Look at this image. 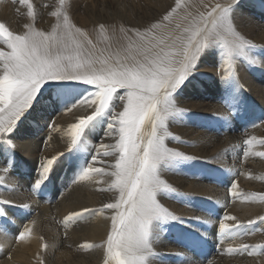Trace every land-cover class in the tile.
Segmentation results:
<instances>
[{
    "label": "rangeland",
    "instance_id": "obj_1",
    "mask_svg": "<svg viewBox=\"0 0 264 264\" xmlns=\"http://www.w3.org/2000/svg\"><path fill=\"white\" fill-rule=\"evenodd\" d=\"M123 1H126L124 5H123ZM123 1L121 2L120 0H92V1L90 0H29V2L32 3L34 6V16L28 17L25 6L19 5L18 0H16V2H14V0H9V2H11L12 4H16L17 9L18 8L20 9L19 11L20 13L19 12L17 13L18 15L17 20H18L19 25L21 26L20 30H28L27 26H31L34 31H42L44 30L43 25L47 24L48 26H50L48 30H51V31L57 30L56 36L59 37L61 36V33H64L60 30H67V32L69 30L72 32V34H76L77 33L76 29H79L80 30L79 34L83 36H87V40L92 41L91 44L94 46H98L97 47L98 50L101 48L100 51L102 50L104 53H106V50L100 44L101 42H99L100 41L99 38L96 37V35L98 36V31L114 30L112 29L114 25L117 28H120V30H124V33L125 34L127 33L126 34L127 37L131 38L129 34H131L132 32L130 31L134 30V28L128 25V23L131 21H134V22L136 21L139 24L144 23V22H150L152 23V25L159 24V23L164 24L160 20L161 17L158 16L157 9L159 10V8H156L158 6L155 7L153 5L152 7L151 5H149V7H151L150 9H147V12L149 14L143 17L142 18L143 20H142V19L135 18V15L137 13L136 8H138L139 6H143L144 8L145 7L144 5H147L144 2L145 0H139L138 2L137 0H123ZM166 2L167 0H164L163 3H160V5L162 4L164 5ZM245 2L246 3L243 4V6L245 7V16H246L245 23L240 25V19L238 22L239 26H244L241 29L246 31L248 29L253 28L254 24L257 26L260 25L259 28L264 29V26H263L264 23H261L259 21H256L254 23L250 22L252 18L254 17L253 14L250 12V9L253 10L255 7L258 10V12L263 14V16L261 15L259 17L264 18V13H263L264 12V9H263L264 0H245ZM119 3L122 4L124 8L122 9L121 7L118 8L117 6ZM137 3L138 4L140 3V4L138 5ZM193 12L198 13V10H194ZM53 13H59V15L54 16ZM127 13H129V15ZM131 15L133 18L131 17ZM140 15L142 16V14ZM65 16L68 17L67 23H68V26L70 27L65 26V21H64ZM231 16L233 17L237 15H231ZM97 18L100 20H98ZM149 18L152 20H150ZM185 18L187 19V17L183 18V16H181L180 29L182 30H186V28H184L183 26V23H185ZM101 20L103 22H101ZM261 21L263 20L261 19ZM167 25L174 27L175 23H173V26L170 23H167ZM129 28H131L132 30L129 31L128 30ZM9 30L10 31L13 30L12 27H10ZM175 31L176 33H179L178 30H175ZM258 31L261 32L262 30H258ZM45 33L50 35L49 32H45ZM134 33H137V32L134 31ZM179 34H175V37L178 38ZM236 36L240 37L242 41L246 42L243 52L237 51L236 53H234L231 60L226 63L222 56L223 51L218 52V53L215 51L217 46L220 47L221 45V42L219 43L217 41L218 45L216 43V45H213L212 48L210 46L209 51L204 50L205 52V53L203 52L204 55L203 53L201 54L202 59L199 57L200 59L198 58L197 63H196V64L202 65L205 68L208 67L209 69H213V72H214L213 75L207 72H198L197 70H200V68L198 69L197 65H195L194 69H197L196 72L202 74V76L204 75V77L202 78L201 75L198 74L199 76L197 75V77L193 81L190 80L188 84L183 85L182 89L179 90L176 95H173V98H174L173 100H175V97H178L177 99L179 100L176 99L175 101H173V106H172L173 109L170 108L171 115H169L166 118L165 127L164 129H162L163 132L167 131L166 133H169L170 135L169 139H167V135L165 136V145L167 147L172 146L171 144L173 142L172 141L173 138L171 137H174V136L177 137V134L174 132V129H176L177 127L178 129L179 128H183V129L192 128V130H194L195 127L198 128L200 126L198 128L199 129L198 131L215 132L217 134L222 132L221 126L220 124H218V120L220 117H218L217 115H215L216 117L215 116L207 117L206 115L208 113L206 112H204V114H198L197 110L199 109H197V107L195 108L192 107L193 112H189L191 110H187L186 112H184L183 110V111H180L181 112L180 114V112L177 111V109H179L177 104H179V102H181L182 99L185 100L184 98H186L187 93L191 94L192 96H196V95L201 96L199 99H201L204 103H206V102H209L208 100H210L208 98L209 96L208 93L211 92L215 98L211 101H214V102L217 101L216 104L219 105L220 109L222 108L221 109L222 115L225 116V118H227L228 116L231 119L232 123L230 124V126L232 128L240 130L239 132H236V135L241 136L240 142L238 140L231 139V142L233 144L235 142L234 145L239 150L238 152L239 158H242L240 159V162H242L244 158L249 155L250 149L251 150L254 149L256 152L258 151L257 153L261 152V149H264V139L260 140L259 137L255 135L257 133H260L261 130H264V94L260 93V96H259V92H257L256 90L251 91L250 88L248 89L247 87V84L264 85V66L258 63H255V60L257 61L258 59L264 60V47H263L264 44L250 43L247 39L239 36L238 33H236ZM105 37L106 36H104V38ZM223 38L228 40L226 36H223ZM180 39L183 40L182 38ZM86 42L87 41L84 42V45L87 46L88 43ZM0 47H3L2 42H0ZM113 49L115 50V47ZM171 49L172 48H168L169 51H172ZM87 50L89 52H87ZM260 50H262V52H260ZM252 51L254 52L256 51V53ZM113 52L111 50L112 55H115L117 53V50L115 54ZM82 53H83L82 59L83 58L90 59V47H88L87 49L83 48ZM120 54L122 55L121 52ZM208 54L210 55V57ZM111 59H112L111 64L107 68H116L118 66L116 59H114L113 57ZM120 60H119L120 62L122 63L124 62V58ZM208 62H212V64ZM97 68H100V67H97ZM0 71H2V69H0ZM226 71L228 73H225ZM216 73L218 76L215 75ZM222 73H223V76H222ZM199 77H201L202 79ZM208 80L210 81V83ZM76 83L77 82L67 81V80H63V81L50 80V81L45 82L41 86V89L38 90V93L35 96L34 100L31 102L30 107L24 112V114L16 122L13 128L5 134H0V172L4 170V172L6 173L7 171L8 172L7 175L16 179V184L13 185L14 187L13 190L15 191V194L19 193L21 196H23L22 192L26 191L27 194H30V196L32 197L33 200H31V202L35 204V208L43 206L45 208H48V210L56 209L59 203V201L57 202V197H56V196H59L58 194H60L61 200L65 196H68L70 200V198L73 196L72 193L74 191L78 192L80 190L82 191L90 190L91 189L90 182H93L94 180L97 181V178L100 179L101 177L102 178L107 177V176L109 177V175L111 176V173H112V170L110 169L108 170L105 168H102V169L99 168L101 169V171L98 174L95 172H90L85 179L80 178L83 175V170L85 168H96L94 167V165L95 163L98 162L99 159L101 160L103 158L104 160L110 159L112 158L113 154L117 151V148H114L113 146L117 145L119 140L114 136L119 134V132L113 120V113L118 114L120 111H123V107H124V104L126 103L125 101L126 99L121 100L120 97L125 95V90L117 89V92L113 94L112 100L109 102L108 110H106L105 112L99 115H96L93 118V122L89 121V123L85 126L83 130L84 134L81 133V136L80 138H78L77 143L73 146L70 143L72 140L71 125L79 122L78 120L82 118H86L87 117L86 115H88L89 113H91L89 115H92V113L95 110V107L97 106V105H92L94 107L92 108L91 106L86 105L85 107H82V109L84 108L82 111L79 110L80 112L78 115L76 114V116H75V112H77L78 110L68 112L72 108L71 106L75 105L73 104L75 102V99L79 98L81 100L83 97L91 93V91L93 93L97 91L95 86L93 88H90V90L87 89V87H83L85 88V90H87L85 91V93L87 92L86 93L87 95H86L84 92L80 90L79 91L76 90L77 89ZM81 84H83V82H81ZM201 84L203 85L204 90L201 88L200 86ZM257 90L261 92L260 87H257ZM189 102H191V100ZM78 105L79 104H77V106ZM188 105H191V104H188ZM66 106H69V109L68 107L66 108ZM176 115L180 119H178ZM48 119L49 120L51 119V120L49 121ZM109 123H113L112 130L108 129ZM259 127H261V130L257 131ZM38 128H42V130L39 131L40 134L36 133L37 132L36 130ZM213 135L214 134H210V137H212ZM243 135H246V137ZM188 138H189L188 133L182 134L181 137L178 136V139L182 140L180 141V147L185 148L186 145L189 146ZM28 141H30V143H33V146L37 147L33 153L32 152L30 153L29 158L26 157V155H22L20 153L21 152L20 150L22 146L24 145V142H28ZM245 141H249V143L246 144ZM260 142H261V146H260ZM49 144L50 145L52 144L60 145L61 144V145H65L70 148L66 150V152H64L62 155L56 156L58 159H56L54 164L51 166V169L49 173L47 174L46 178L42 181L39 187H35V182L40 178V168H41L40 166L42 162L55 156L53 155V151L49 150V146H50ZM169 148H172V147H169ZM173 149H176V148H173ZM176 150L184 153L182 149L177 148ZM105 152H107L108 155L105 156L104 155ZM245 152H247L248 154L245 155ZM116 157L117 159L119 158L118 156ZM261 157H264V156H260V158ZM32 159L35 160L33 166L29 162ZM194 160H197V162L191 163L193 164L192 165L193 173H191L189 170L190 180L191 181H204L205 183L207 181L209 186L218 187L221 190L223 189L224 190L223 192H225L223 195L222 194L217 195L218 200L221 201L220 208L221 210H223L221 212V215L219 214V218H217V221L219 222L220 220L223 219L224 212L226 213V210L231 209L230 207L234 204L232 202V199L238 196V195L233 196L232 191H230L232 184L237 182V178L235 177L231 178L230 185H228L227 189L225 188V185H224L225 182L223 180L218 181L217 179L216 183L215 181H213L212 183L211 182L209 183L208 179H211V178L209 177L208 165L201 164L203 163V161H201L198 158ZM58 161L60 163V164L58 163V166L62 167L61 171L60 169L55 167ZM177 161H179L182 165L185 162L183 160H177ZM206 163H209L213 168H216L215 165H213L215 163L214 161H210V162L206 161ZM112 165L115 166L114 164ZM162 166H163V171L165 170L166 167L168 168V166L165 165V162L161 163L160 168H162ZM69 167L75 169V171L73 172L70 171L71 172L70 177L68 176L70 175V172L68 170ZM182 173L188 176V174L185 171H183ZM216 173H218V176H223L222 174L224 172L223 171L218 172L216 169ZM247 178L250 179V176H247ZM3 183L4 181L1 178L0 195L2 194V192H9L10 190H12V188H9L7 184L5 185ZM256 183L264 185V180L262 181L259 179L256 181ZM169 186L171 188H174L175 191H177V189L174 186L172 185H169ZM57 189L59 191H57ZM93 190L94 188H92L91 191ZM169 193L171 194L172 197L171 196L165 197V198L162 197L161 199L163 201L164 199H169L166 201H169L172 204L180 203L182 204V206L185 205V202L186 203L188 202V199H189L188 194L182 195V193L180 192L179 194H173L174 192H169ZM252 194H249V195H252ZM260 196L264 197V194ZM255 198H258V195H255ZM52 201L55 203H53ZM211 203L212 201H210L207 198L196 196V201L192 204L195 205V210L199 214L201 213L200 214L201 216L202 215L207 216V213L215 214V211L213 209L214 207L212 206ZM0 204H3V207H0V211H1L0 212V231H5L6 228L4 227V223L6 222V218L8 217L4 216L3 211L7 210L6 207H8L9 204L7 203L6 204L0 203ZM161 204L163 205V203ZM27 206H30V205L28 204ZM188 207L190 210L193 209V206L190 204ZM168 210L172 212V209H168ZM17 211L19 212V215L21 216L24 215L21 219L23 223H29V221L33 219L32 216L36 213L35 211L31 216V214L27 213V209L20 208ZM17 211L15 212L18 214ZM75 212L77 213L78 211H75ZM70 213H73V212H69L66 215L69 216ZM100 213L101 212L96 213V216L93 215V218L95 220H99L101 217ZM14 215L15 214L12 215V218L14 217ZM176 215L180 216L181 218L176 221H168L164 223L163 225L165 226L163 227L164 234L165 235L172 234L173 237L170 238V240L173 243V245L176 247H179L180 249H183L185 252L190 254L192 256V261H197L196 263L198 264H214L215 261L220 257V255L222 256L225 255V254H221L220 251L217 250L218 248L217 244H219V242L220 243L223 242V237L222 235L219 234V230H218L219 225L218 226L216 225L214 227L215 228V231H214L215 243H212L210 246L209 242L200 236V233L202 234L206 233V238L209 239L210 237L209 227L207 230L200 229V231H198L197 229L196 231H198V235H195L191 228H194L196 226L190 225V222H193L197 219L193 220L191 218L182 217L179 213H177ZM53 217L54 216H52L51 218ZM71 221L74 225L75 223L76 225L78 224L81 225L82 223H84V220L71 219ZM257 225L256 227H259ZM260 225H262L260 229L264 228V224H260ZM241 228L242 227H240L239 229L237 228L238 230L235 229L236 232L239 233V235H231L232 238L226 240L225 242L229 244L231 243V245H233L237 243V241L244 242L246 240V237L250 234H261L262 233L260 232L261 230H259V228H256L257 230H250L246 226L243 227L242 229ZM20 232L21 231H19L18 235L20 234ZM173 232H177L178 234L173 233ZM179 233L181 234L182 238L180 239L179 242H176L175 239L176 238L178 239ZM64 234L65 236L63 238H66L67 237L66 233L64 232ZM193 235H195L197 239L200 241H197L195 236H194L195 240H193V237H192ZM214 248L216 249L214 250ZM239 248L240 247H238V249ZM263 249L264 248H261L260 250H263ZM78 250H80L79 252L81 253V252L87 251L88 249H86V247L83 246V248H79ZM231 252H235V253L231 254ZM224 253H227V251H225ZM246 253L233 250V251H230V255L226 254L223 257L229 258V257H234L235 255H236L235 257H241V255L242 256L246 255ZM237 254L239 255L237 256ZM252 255L257 256V257L258 256L264 257V251L263 252L256 251V252H253ZM186 257L187 256H185L183 259H185Z\"/></svg>",
    "mask_w": 264,
    "mask_h": 264
},
{
    "label": "bare ground",
    "instance_id": "obj_2",
    "mask_svg": "<svg viewBox=\"0 0 264 264\" xmlns=\"http://www.w3.org/2000/svg\"><path fill=\"white\" fill-rule=\"evenodd\" d=\"M90 1H92V0H90ZM120 1L122 2L123 0H120ZM138 1L139 0H137V2ZM163 1L164 0H145L144 2L147 5H144V6L146 8L145 7L143 8V6H139L138 8H136L137 13L135 15V18L142 19L143 17L147 16L149 14L147 12V9L151 8V7H149V5H151L152 7L154 5L155 7L158 6V7H156V8H159V10L157 9V13H158V16L161 17L160 20L164 24L159 23V24L152 25V23H150V22H144V23L139 24L136 21L135 22L131 21L128 23V25L130 27L134 28L133 31H130V30H132L131 28L128 29L130 32H132L131 34H129L131 36V38L127 37V35H126L127 33L125 34L124 30H120V28H117L114 25L112 27V29H114V30L98 31V36L96 35V37L99 38V40H100L99 42H101L100 44L106 50V53H104L102 50L100 51L101 48L98 50V48H97L98 46H94L92 44L87 45L88 47H90V59L95 64V66L100 67V68L101 67L107 68L111 64V60H112L111 58L112 57L114 59H116V61H119L120 59H123L127 55L128 51L130 50L129 49L130 44L133 45L132 50L134 51V46L137 43H144V42H147V40H152V42L154 43L155 40H153V37H155V39H160L162 37H168V36L175 37V34L180 33L178 36L179 41L186 42L187 38L194 31H196L199 27L202 26L201 20H200V17L202 14L204 16H206L207 13L209 11H211V9L217 3L227 4L229 2V0H179V6H177V0H167V2L164 5L162 4L163 5L162 6V5H160V3H163ZM125 2L126 1H123V5ZM244 3H246L245 0H238V2L232 8L231 15H237L239 17L238 18L237 16H233V17L231 16L232 29L235 31V34L238 33L239 36L247 39L250 43H253V44L262 43V44H264V29L259 28L260 25L257 26L254 24L253 28L244 31L243 29H241L244 26H239V24H238L239 19H240V25L244 24L245 20H246L245 7L243 6ZM117 7L118 8L121 7V9L124 8L122 6V4H120V3L118 4ZM129 9H131V8H129ZM194 10H198V13H194L193 12ZM250 12L254 16L250 22L254 23L256 21H259L261 23H264V18L259 17L261 15L263 16V14L258 12L256 7L253 10L250 9ZM17 13H18V11H17L16 4H12L11 2H9V0H0V23H4L8 27V29L10 27H12L13 30H11V31H13L14 34L22 35L25 32H27L28 30H20L21 26L19 25L18 20H17V16H18ZM127 14L129 15V13H127ZM140 14H142V16ZM132 15H131V17H132ZM165 15L169 16V19L167 21L163 20V17ZM181 16H183V18L187 17V19L185 18V23L182 22L183 26H184V28H186V30L180 29V27H181V22H180ZM261 19L263 21H261ZM98 20H100V19H98ZM132 20H134V19H132ZM150 20H152V19H150ZM159 21H157V22H159ZM101 22H103V21L101 20ZM167 23L172 24V26H173V23H175V25H174V27H171V26L167 25ZM263 26H264V24H263ZM114 27H116V28H114ZM209 27H211V25H209ZM49 28H50V26H48L47 24H44L43 25L44 30H42V31L44 33L49 32L50 35L56 36L57 30L51 31V30H48ZM174 29L178 30L179 33H176V31ZM258 30H262V31L259 32ZM60 31L64 32V33H61V36H64L65 33H67V30H60ZM134 31H136L137 33H140V35H142V36H146L147 40L146 41H140L139 37L136 35V33H134ZM74 36L77 40H80L83 43L86 41V40H84V37H87V36H83L79 33L74 34ZM104 36H106V37L104 38ZM226 37L228 38V40L230 42L233 40V38L230 36H226ZM180 38H182L183 40H181ZM218 42L220 43L219 39H218ZM214 45H216V44H214ZM217 45H218V43H217ZM87 46L84 45V48L87 49L88 48ZM212 46H211V48H212ZM114 47H115V50L113 49ZM0 50L7 51V48L3 44V47H0ZM111 50H112V52L114 50V52H113L114 54L116 53V50H117V53L115 55H112ZM165 50L169 51L168 49H165ZM171 50L173 52L176 51L175 48H172ZM205 50L209 51L210 47L206 48ZM257 50H259V49H257ZM61 51H67V50L62 49ZM215 51L217 53L223 51L222 46L221 45H220V47L217 46ZM87 52H89V51L87 50ZM120 52L122 53V55L120 54ZM252 52H254V51H252ZM260 52H262V50H260ZM204 53H203V55H204ZM254 53H256V51ZM120 56H121V58H120ZM199 57L201 58L202 55H200ZM209 57H210V55H209ZM213 58H215V57H213ZM252 59H254V58H252ZM248 60H249V58H248ZM101 61H104L105 63L102 64ZM208 63L212 64V62H208ZM255 63H258V64L264 66V60H261V59H258V61L255 60ZM196 65H197L198 69L200 68V70L194 69L195 71L193 70L191 72V74L188 75L187 79L183 82V84L180 87H178L176 89V91L173 93V95H176L178 93V91L182 89L183 85L188 84L190 80L193 81L197 77V75L200 74L198 72H207V73H210L213 75V73H214L213 69H209L208 67L205 68L200 64H196ZM196 70L198 72H196ZM225 73H228V72L226 71ZM200 75L202 78L204 77V75L203 76H202V74H200ZM215 75H217V73ZM201 77H199V78H201ZM67 81L77 82L76 83V85H77L76 90L77 91L80 90L84 93L87 90H85V88H83V87H87V89H89V90H90V88L94 87V85H88L85 83L81 84L80 81H75V80H67ZM209 83H210V81H209ZM200 86L204 90L203 85L201 84ZM247 87H248V89L250 88L251 91L256 90L257 92H259V96H260V93L264 94V85H262V84H255V85L247 84ZM257 87H260L261 92L259 90H257ZM234 91H236V90H234ZM91 93H93V92L91 91ZM238 93H240V92H238ZM208 94H209L208 98L210 100L207 99L209 102L204 103L201 99H199L201 96H199V95L192 96L191 94L187 93L186 98H184L185 100L182 99V101L179 102V104H177L178 108L181 110H184V112H186L187 110H191L189 112H193L192 107H194V108L197 107V109H199V110H197L198 114H204V112H206V113H208L206 115L207 117L217 115L218 117H220L218 120V124H220L222 132L217 134L215 132L198 131L199 130L198 128L200 126L198 128L195 127L194 130H192V128H184V129L179 128L178 129V127H177L176 129H174V132L177 134V137L176 136L171 137V138H173V140H172L173 142L171 144L172 146H168V147H172V149L173 148L182 149L185 155L193 156L195 158L200 159L201 161H203V163H201V164H207L208 169H209V171H208L209 177L211 178V179H208L209 183L210 182L212 183L213 181H215V183H216L217 179H218V181L223 180L225 182V184H224L225 188L227 189L228 185H230L231 178L232 177L237 178V182L235 183L237 185V188L234 191L239 193V195L236 198L232 199V202L234 204L233 205L230 204V205H232L230 207L231 209L226 210V213L224 212L223 219L218 222L217 218H219V214L221 215V212L223 210H221V208H220V202L221 201L218 200L217 195H219V194L223 195L225 192H223L224 191L223 189L221 190L218 187L209 186L207 181H206V183L204 181H191L189 178V175H190L189 170L191 173H193V168H192L193 164H191V163L197 162V160H191V161H185L183 165L179 161L165 162V165H167L168 168L166 167L165 170L163 171V166H162V168H160V173H159L161 179H163L168 185H172L177 189V191H174L173 194H179V192L182 193V195L188 194V196H189L188 202L187 203L185 202V205H183V206L180 203L179 204H177V203L172 204L171 202L166 201L169 199H164V201H165L164 202L161 198L171 196V194L169 192L158 193L157 199L159 200V202L163 203L164 207H166L167 209H172L173 214L176 215L177 213H179L182 217L191 218L193 220L197 219L193 222H190V225L196 226L194 228H191L195 235H198V231H200V229L207 230L209 227V234H210L209 239L206 238V233H204V234L200 233V236L203 239H206L211 246L212 243H215V240H214L215 228L214 227L216 225L218 226L221 221L228 224L229 226L245 225L248 229H251V226H249L247 224V222L249 220H257L258 217L264 216V199H261V196H260V195L264 194V185L256 183V181L259 179L262 181L264 180V157L260 158V156L257 155L258 151L256 152L254 149L253 150L250 149L249 155L247 157H245L242 162H240V159H242V158H239V155H238L239 150L234 145L235 142H234V144L231 142V139L232 140H238L240 142L241 136L236 135V132H239L240 130L232 128L230 126V124L232 123L231 119L228 116H227V118H225V116L222 115V110H221L222 108L220 109L219 105L216 104L217 101L216 102L211 101V100L215 99L214 95L211 92H209ZM177 98L178 97H175V100ZM79 100H80L79 98L75 99V102L73 104H77ZM177 100H179V99H177ZM190 100H191V102H189ZM188 104H191V105H188ZM86 105H89V104L88 103L81 104V105L79 104L78 106L76 105V107L71 106L72 108L68 112L78 110L77 112H75V116H76V114L78 115L79 112L84 109V108L82 109V107H85ZM67 107L69 109V106H66V108ZM91 107L94 108L92 105H91ZM89 108H87V109H89ZM171 109H173V108L171 107ZM211 109H212V111H211ZM86 110H84V111H86ZM89 114H91V113H89ZM180 114H181V112H180ZM88 115H86V116H88ZM177 118H178V116H177ZM186 118H188V117H186ZM178 119H180V118H178ZM91 122H93V119L91 120ZM73 123H74V121H73ZM198 125H200V124H198ZM41 130H42V128H38L36 130L37 131L36 133H39V131H41ZM260 130H261V127H259L257 129V131H260ZM158 131H160L161 134H164L165 132H167V131L163 132L162 129H160ZM151 132H152V122H151V120L146 119L144 121V123L142 124L141 129H140V133H138V135L142 136L143 139L146 141L147 138L150 137ZM184 132L188 133V135H189V138H188L189 146L186 145L185 148L180 147V141H182V140L176 139V138H178V136L181 137L182 134H185ZM82 134H84L83 131H82ZM210 134H214V135L212 137H210ZM255 135L258 136L260 140H263L264 139V130H261L260 133H257ZM169 136L170 135H167V139H169ZM243 136L246 137V135H243ZM54 137H53V139H54ZM114 137H116L119 140V134H117ZM260 146H261V142H260ZM113 147L117 148L116 145H114ZM36 148L37 147L33 146V143H30V141L24 142V145L22 146L20 153L22 155H26V157L29 158L30 153L31 152L33 153ZM69 148L70 147H67V146L61 145V144L60 145L59 144H52L49 146V150L53 151V155H55V156L62 155ZM261 152H264V149H261ZM119 155H120V153H119V150L117 149V151L113 154L112 158L107 159V160H104V158L102 160L99 159L98 162L95 163L94 167H96L98 169L99 168H101V169L105 168L108 170L110 169V170H112V173H113L116 169H115V166H113L112 164L115 165L116 160H117L116 156L119 157ZM34 159H32L31 161L28 160L32 166L35 162ZM61 160H62V158H61ZM206 161H209V162L214 161L215 163L213 165H215L216 168H213L209 163H206ZM36 162H38V161H36ZM58 163H59V161L56 163L55 167L60 169V171H61L62 167L61 166L59 167ZM92 164H94V163H92ZM70 168L71 167H69V169H68L69 172L75 171L74 168H71V169ZM216 169L218 172L223 171L224 172L222 174L223 176H218V173H216ZM63 171H65V170H63ZM183 171H185L188 174V176L186 174H183L182 173ZM71 172H70V175H68L69 177L71 176ZM7 173L8 172L6 171V173H5L4 170L2 172H0V180L2 178L4 181L3 184H5V185L7 184V186L9 188H12V190H10L9 192H2V194L0 195V201H6V203L9 204V206L6 207L7 210L3 211L4 216H6L8 218H6L7 223L6 222L4 223V227L6 228V230L0 231V264H114V261L110 262V257L107 253L106 239H107V235L111 231V226H112L111 217L115 214V210H109V209L103 208V205L106 203H115L119 199V196H120L119 191L116 188L112 187L113 181L115 180V177L112 175V173H111V176L109 175V177L108 176L104 177V178L101 177L100 179L97 178V181L94 180L93 182H90V184H91L90 190H86V191L80 190L78 192H75L73 190L74 191V192L72 191L73 196L70 198V200H69L68 196H65V197H63L64 200L62 199L63 200L62 201L60 198V194H58L59 196H56L57 202L59 201L58 207H56V209H51V210H48V208H45L43 206L35 208V204L31 202V200H33L32 197L30 196V194H27L26 191L22 192L23 196H21L19 193L15 194V191L13 190V188H14L13 185L16 184V179L10 177L9 175H7ZM27 174H28V172H27ZM247 176H250V179H248ZM198 177H200V176H198ZM92 188H94L95 191L94 190L91 191ZM57 191H59V190L57 189ZM249 194H252V195H249ZM51 195H52V193H51ZM255 195H258V198H255ZM196 196L204 197V198H207L210 201H212L211 204L214 207L213 209L215 211V214L207 213V216H203V215L201 216L200 215L201 213L199 214L195 210V205L192 204L196 201ZM223 198H224V196H223ZM61 202H63V203H61ZM53 203H55V202H53ZM28 204L30 206L25 207V205H28ZM189 204L193 206L192 210L189 209V207H188ZM0 207H3V204H0ZM221 207H222V205H221ZM20 208L27 209V213L31 214V216L36 211V213L32 216L33 219L30 220L29 223H23L22 222L21 219L24 215H22V216L19 215V212L17 211ZM68 208H69V210H68ZM84 209H88L89 211L83 212ZM15 211H17L18 214ZM75 211H78L77 213L83 212V215L79 216L78 218L73 219V220H84V223H82L81 225H79V224L76 225V223L74 225L71 220L66 219L68 217V215H66L67 213L75 212ZM98 212H101L100 213L101 217L99 220H95L93 218V215L96 216V213H98ZM13 214H15V215L12 218ZM50 216L51 217L54 216V217L51 218ZM229 216L233 217L234 219H231V220L225 219V217H229ZM164 223L165 222H162L159 220H154L152 222V228H151V234H150V243L152 246L153 254L146 258L148 264H198V263H196L197 261H192V256L190 254L185 252L183 249H180L179 247H176L173 245V243L170 240V238L173 237L172 234H167V235L164 234V231H163V229H164L163 227H165V226H163ZM161 226H162V228H161ZM257 226H259L256 228H259V230H261L260 231V232H262L261 234H250L246 237V240L244 242L237 241V243H235L233 245H231V243L229 244V243L225 242L226 240L232 238V236L229 234H223L222 235L223 242H221V243L219 242V244H217V247H218L217 250L220 251L221 254L230 255L229 249H232L235 251L241 245H251V246L264 245V228L260 229L262 227V225H260L259 223ZM60 229L66 233V236H67L66 238H63L65 236V234ZM197 229H198V231H196ZM235 229H237V228H235ZM235 229H234V231L236 232ZM218 230H219V228H218ZM19 231L25 232V236L23 239H17V237L19 236L18 235ZM173 233H177V232H173ZM195 235L192 236L193 240H195L194 239ZM181 238H182V236L179 233L178 239L177 238L175 239L176 242H179ZM195 238L197 241H200L197 239L196 236H195ZM88 244L92 245V247L89 248V247L85 246ZM83 246L86 247V249H88V250L80 253L79 252L80 250H78V249L83 248ZM215 249L216 248H214V250ZM225 251H227V253H224ZM258 251L263 252L264 249L263 250L259 249ZM233 253H235V252H231V254H233ZM240 254H242V253H240ZM225 255H223V256H225ZM238 255L239 254H237V256ZM185 256H187V257L185 259H183ZM223 256L220 255V257L215 261L214 264H216V263L217 264H264V257L263 256H261V257L260 256H258V257L253 256L252 253L251 254L246 253V255H243V256L241 255V257H235L236 256L235 255L234 257H229V258L227 257L226 258Z\"/></svg>",
    "mask_w": 264,
    "mask_h": 264
},
{
    "label": "snow or ice",
    "instance_id": "obj_3",
    "mask_svg": "<svg viewBox=\"0 0 264 264\" xmlns=\"http://www.w3.org/2000/svg\"><path fill=\"white\" fill-rule=\"evenodd\" d=\"M237 2L238 0H229L227 4L217 3L206 16L202 14V26L194 31L186 42L168 36L160 39L153 37V43L152 40H147L146 36L136 33L140 41L147 42L135 44L134 51L133 45L130 44L124 62L117 61L116 68H97L90 59H82L84 43L77 40L71 31L58 37L34 31L31 26H27L28 31L20 35L14 34L4 23H0V42L7 48V51L0 50V134H5L13 128L45 82L75 80L94 85L97 89L77 104L88 103L89 106H97L92 115L71 125V144L74 146L89 121L108 110L109 102L117 89L125 90V95L120 97L121 100L126 99L123 111L113 113V120L119 132L116 147L120 155L115 163L116 170L112 173L115 177L112 187L119 191L120 196L115 203L103 205L104 209L115 210L111 217V231L106 239L107 253L110 262L114 261V264H148L146 258L153 254L150 243L152 222L176 221L181 218L157 199L160 192L175 191L160 178L159 166L162 162L191 161L196 158L167 147L165 135L169 134H161L158 130L164 129L165 120L170 115L174 101L173 93L194 70L199 56L206 48L216 44L219 39L226 63L237 51L243 52L246 42L236 36L231 24V11ZM18 3L26 7L28 17L34 16V6L29 0H18ZM53 15L58 16L59 13ZM168 19V15L163 17L164 21ZM64 21L65 26L70 27L67 16ZM79 31L76 29L77 33ZM222 34L232 37L233 40L230 42L223 39ZM84 40L91 44L87 37H84ZM168 48H175L176 51H165ZM62 49L67 51H61ZM146 119L152 122V132L145 141L138 133ZM108 129H113V123H109ZM247 154L245 152V155ZM104 155L108 153L105 152ZM257 155L264 156V152ZM56 159L57 157L53 156L41 164L40 179L35 182V187H39L46 178ZM100 171L101 169L97 168H85L80 178L85 179L90 172L98 174ZM236 188L237 185L233 183L230 189L233 196L239 195L234 191ZM83 212L70 213L66 219L78 218ZM225 219L234 218L229 216ZM258 223L264 224V216L247 222L251 226L250 230H257ZM240 227L245 225L229 226L221 221L219 234L239 235L234 229ZM24 236L25 232H20L17 239H23ZM85 246L92 247L90 244ZM261 248H264V245H241L236 251L251 254Z\"/></svg>",
    "mask_w": 264,
    "mask_h": 264
}]
</instances>
